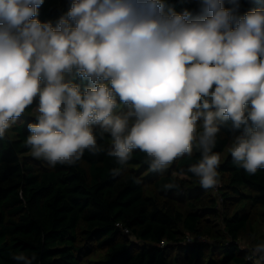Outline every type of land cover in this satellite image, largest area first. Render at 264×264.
<instances>
[{
    "label": "clouds",
    "instance_id": "9594fccd",
    "mask_svg": "<svg viewBox=\"0 0 264 264\" xmlns=\"http://www.w3.org/2000/svg\"><path fill=\"white\" fill-rule=\"evenodd\" d=\"M224 2L199 0L194 14L165 0H73L53 27L35 18L44 0H0V138L38 99L26 146L49 166L85 151L124 165L138 149L163 171L195 144L201 160L189 171L209 189L219 125L230 122L243 129L231 158L254 175L264 168V0L242 16L239 0ZM96 129L110 135L107 149ZM251 253L264 264V243Z\"/></svg>",
    "mask_w": 264,
    "mask_h": 264
},
{
    "label": "trees",
    "instance_id": "16d2710c",
    "mask_svg": "<svg viewBox=\"0 0 264 264\" xmlns=\"http://www.w3.org/2000/svg\"><path fill=\"white\" fill-rule=\"evenodd\" d=\"M72 2L44 0L35 18L55 27ZM165 3L177 13L199 10V0ZM224 6L232 7L228 0ZM259 7L257 0H239L238 14ZM67 79L81 91L89 86L75 73ZM37 104L38 99L0 138V264H23L18 255L35 257L32 264H173V252L187 264H257L239 241L253 210L264 209V168L250 175L229 154L217 168L221 185L215 196L189 171L201 160L198 147L163 171H153L138 149L124 165L106 152L85 151L74 165L51 167L26 146ZM219 126L213 152L220 155L243 129L232 130L230 122ZM95 131L98 145L107 149L110 135L101 138ZM113 169L120 173L114 176ZM150 185L154 194L147 191ZM226 206L232 210L224 212ZM211 219L221 220V231ZM124 228L135 241L123 238ZM99 251L105 252L102 259L84 261Z\"/></svg>",
    "mask_w": 264,
    "mask_h": 264
},
{
    "label": "rangeland",
    "instance_id": "374dc122",
    "mask_svg": "<svg viewBox=\"0 0 264 264\" xmlns=\"http://www.w3.org/2000/svg\"><path fill=\"white\" fill-rule=\"evenodd\" d=\"M34 113V111H33ZM198 131H202V129H198ZM234 139H232L229 143V145L226 147L225 151L219 155L220 157V162L224 161L225 158L230 154L229 152V148H230V144ZM197 146L193 145V149H196ZM32 155V152L30 154ZM35 160L39 161V162H44L47 163L46 161H44L43 159H36ZM221 185V182L218 181L217 185L212 188V194L217 196L218 195V190L219 187ZM147 191L149 194H154V190H153V186H148ZM221 203V201H220ZM184 208V210H191V208L189 209L187 204H183L182 206ZM232 210V207H225L224 208V212H230ZM264 213V209L263 208H256L255 210H253V213L251 214V221H250V225L248 227V229L242 234L241 238H240V246L242 249H246L249 250L251 252L252 248H254L257 244L259 243H264V221H263V217L262 214ZM211 221L215 222L216 226L219 228H217V230L219 229L220 231L222 230V226H221V220H216L214 221L213 219H211ZM126 240H132L135 241V237L130 233V234H126L123 237ZM197 240H203V239H197ZM210 243V240L208 241ZM104 251H99L93 255L88 256L84 261L85 262H89V261H97L100 260L104 257ZM255 258V257H254ZM171 259H172V263L173 264H187L186 259L182 256V254L180 252H173L171 254ZM256 259V263L258 261V257L255 258Z\"/></svg>",
    "mask_w": 264,
    "mask_h": 264
},
{
    "label": "built area",
    "instance_id": "2783aa9c",
    "mask_svg": "<svg viewBox=\"0 0 264 264\" xmlns=\"http://www.w3.org/2000/svg\"><path fill=\"white\" fill-rule=\"evenodd\" d=\"M124 232H125L126 234H130L129 229L124 228ZM192 241H193L192 239H189V242H192ZM162 245H164V242H162Z\"/></svg>",
    "mask_w": 264,
    "mask_h": 264
}]
</instances>
